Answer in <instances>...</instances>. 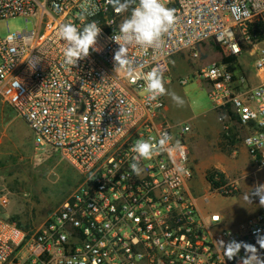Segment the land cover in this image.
<instances>
[{
  "label": "built area",
  "instance_id": "obj_1",
  "mask_svg": "<svg viewBox=\"0 0 264 264\" xmlns=\"http://www.w3.org/2000/svg\"><path fill=\"white\" fill-rule=\"evenodd\" d=\"M93 2L95 14L81 21L83 0H0V20H36L0 37V99L26 122L37 150L58 152L79 175L36 230L0 216V264H241L243 248L228 260L217 243L233 240L255 245L264 258L257 244L264 213L238 228L222 226L219 213H200L187 189L194 176L190 127L162 122L164 96L150 102L144 80L156 68L167 82L174 58L188 52L197 61L203 44L219 47L226 58L249 52L261 80L254 86L238 62L229 69L213 61L196 74L214 108L236 114L247 153L264 171V38L254 33L264 28V0H165L178 21L153 46H129L131 74L117 67L119 45L112 38L128 13L117 15L107 0ZM91 21L100 27L99 51L90 50L72 68L64 62L58 27ZM163 134L171 137L166 149L141 161L142 174H134L132 145ZM177 141L181 149L168 151ZM178 166L186 171L178 174Z\"/></svg>",
  "mask_w": 264,
  "mask_h": 264
},
{
  "label": "rangeland",
  "instance_id": "obj_2",
  "mask_svg": "<svg viewBox=\"0 0 264 264\" xmlns=\"http://www.w3.org/2000/svg\"><path fill=\"white\" fill-rule=\"evenodd\" d=\"M28 22L35 25L36 20L23 16L0 20V37L26 29ZM199 52L197 61H192L188 52L174 58L165 86L185 104L177 107L169 96H164L162 122L171 127H190L186 139L194 176L187 189L200 213H219L222 226L238 228L257 213H264L259 197L253 196L252 203L244 199L257 185L264 184V171L257 169L247 153L245 130L237 119L214 108L207 83L197 77L198 68L226 57L219 47L210 44L201 45ZM237 62L250 85L261 81L249 52L244 51ZM182 79H188L187 84L181 85ZM212 169L224 175L230 195L210 190L205 173ZM78 182L79 175L58 152L34 147L26 122L0 99V216L26 231L36 230Z\"/></svg>",
  "mask_w": 264,
  "mask_h": 264
},
{
  "label": "clouds",
  "instance_id": "obj_3",
  "mask_svg": "<svg viewBox=\"0 0 264 264\" xmlns=\"http://www.w3.org/2000/svg\"><path fill=\"white\" fill-rule=\"evenodd\" d=\"M113 7L117 15L128 13L119 25V34L113 35V40L119 45V49L114 54V61L117 67L129 69L130 60L128 58L129 46H139L141 48L151 47L156 44L161 37L168 33L178 21L173 9L166 6L165 0H107ZM79 19L84 21L86 17L94 15L97 6L93 0H83L80 4ZM234 13L240 9L233 6ZM100 34V27L95 21L77 25L74 22L61 24L57 30V37L63 42V57L66 65L73 68L79 60L90 55V50L99 51L96 47L97 37ZM29 63L30 68L34 69L36 65ZM147 99L157 101L162 96H169L177 107H183L185 101L174 91L166 88L165 78L158 69L153 68L144 76ZM171 137L163 134L158 140L153 137L139 138L132 145V162L129 167L137 176L142 174L141 161L150 160L165 150ZM181 146L177 141L173 148L168 151L180 150ZM175 171L182 174L186 171L182 166H178ZM259 197V206L264 207V184L257 185L250 193L245 194L244 199L252 203V197ZM223 250V255L228 260L240 256L243 248L245 254L241 257V264H264V258L261 257L257 247L253 244H247L237 241L217 242ZM257 244L260 249H264V236L257 237Z\"/></svg>",
  "mask_w": 264,
  "mask_h": 264
},
{
  "label": "trees",
  "instance_id": "obj_4",
  "mask_svg": "<svg viewBox=\"0 0 264 264\" xmlns=\"http://www.w3.org/2000/svg\"><path fill=\"white\" fill-rule=\"evenodd\" d=\"M254 33L259 38H264V28L257 27V29L254 30ZM222 62L229 64V69H233V65L237 62V58L236 57L224 58ZM221 114L222 115L227 114L231 116L233 120L237 119L236 114L230 108L224 109L223 111H221ZM205 180L208 182L211 191H215L224 196L230 195V193L228 192L229 188L226 186L227 183H226L225 177L222 173L216 170H213V169L207 170L205 173Z\"/></svg>",
  "mask_w": 264,
  "mask_h": 264
}]
</instances>
